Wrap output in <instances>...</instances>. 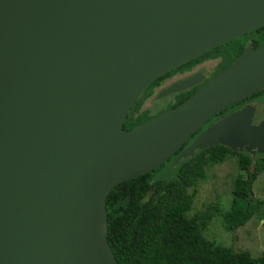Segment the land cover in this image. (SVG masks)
Returning <instances> with one entry per match:
<instances>
[{"label": "water", "instance_id": "95a60500", "mask_svg": "<svg viewBox=\"0 0 264 264\" xmlns=\"http://www.w3.org/2000/svg\"><path fill=\"white\" fill-rule=\"evenodd\" d=\"M262 25L264 0H0V264H117L105 197L118 182L188 140L182 156L214 144L264 153V119L251 123L250 105L192 138L264 88V43L122 128L153 79Z\"/></svg>", "mask_w": 264, "mask_h": 264}, {"label": "trees", "instance_id": "16d2710c", "mask_svg": "<svg viewBox=\"0 0 264 264\" xmlns=\"http://www.w3.org/2000/svg\"><path fill=\"white\" fill-rule=\"evenodd\" d=\"M247 43L252 48L264 43V25L203 52L177 69H189L203 59L218 58L219 63L213 71L215 73L228 65ZM171 72L172 70L165 72L145 86L128 109L122 122L123 129L128 130L161 111L150 114L149 110L140 109V105L143 99L152 94L160 80ZM196 88L177 93L169 107L187 98ZM262 93L264 88L250 95ZM242 99L219 113L237 106ZM216 115L201 125L192 134V138ZM188 143L189 141L183 143L155 168L118 182L107 193L106 239L116 263L264 264V254L251 256L247 251H235L230 247L214 245L199 232L197 219L185 214L192 203V194L188 189L198 179L205 177V167L220 163L229 155H236L237 166L245 172V177L236 176L230 207L224 213L223 219L228 230L243 225L259 208V199L251 194V182L259 172L264 171V162L253 158L249 152L232 151L222 144H214L197 149L191 156L176 162L171 175L158 177L160 169L172 164ZM149 190L152 192L147 197ZM200 223L204 224L203 219Z\"/></svg>", "mask_w": 264, "mask_h": 264}, {"label": "rangeland", "instance_id": "374dc122", "mask_svg": "<svg viewBox=\"0 0 264 264\" xmlns=\"http://www.w3.org/2000/svg\"><path fill=\"white\" fill-rule=\"evenodd\" d=\"M217 61V58L203 59L193 66V70L202 71L208 78ZM175 77L164 80L155 87L152 94L143 99L140 109H147L150 114L166 109L173 96L165 93L157 95V90ZM218 118H213L210 123ZM196 150L197 148L193 153ZM254 153L257 154L256 156L260 155V152L255 151ZM250 154L253 153L250 152ZM189 156H182L179 152L172 164L160 169L157 176L171 175L174 170L173 165ZM256 156L252 157L258 158ZM237 175L245 177V172L237 166L236 155H229L220 163L207 165L205 177L198 179L193 187L188 189V192L192 194V203L185 214L187 217L197 219L199 232L214 245L230 247L235 251L243 250L251 256H258L264 254V171L259 172L251 182V194L259 199V208L243 225L228 230L223 215L230 207L233 183ZM201 219L204 224L200 223Z\"/></svg>", "mask_w": 264, "mask_h": 264}, {"label": "flooded vegetation", "instance_id": "af4514ba", "mask_svg": "<svg viewBox=\"0 0 264 264\" xmlns=\"http://www.w3.org/2000/svg\"><path fill=\"white\" fill-rule=\"evenodd\" d=\"M210 59H216V58H210ZM218 59V58H217ZM199 63V62H198ZM218 63H219V59H218V61H217V63H216V65L214 66V68H213V70L210 72V75H212L214 72V69L216 68V66L218 65ZM196 65V63L195 64H193L192 66H191V68H189V69H183V70H179V69H177V67L176 68H174V69H172V72L170 73V74H168L167 76H164L161 80H160V82H159V85H160V83H162L164 80H167V79H169V78H171V77H175L174 79H172L170 82H168L167 84H164V86L163 87H161V88H159V90H157V94L162 90V89H164V88H166L167 86H169L170 84H172V83H174V82H177V81H180V80H184V79H186L187 77H190V76H193V75H195V74H200V76H202V77H200V76H196V78H198V79H200V82L199 83H197V84H195V85H192V86H190V87H188V88H186V89H184V90H182V91H185V90H188V89H190V88H192V87H198L202 82H204L205 81V79H206V75L205 74H203V72L202 71H195V70H193V66H195ZM168 72V71H167ZM158 85V86H159ZM179 92H181V91H178V92H174V93H169V94H171L172 96H173V99L167 104V108H170V107H172V106H170L169 107V105L170 104H172L173 102H174V100H175V95L177 94V93H179ZM244 105H250V106H252V118H251V123H254V124H256V123H258V122H260L261 120H263L264 119V93H262V94H259V95H255V96H253V95H248V96H245V97H243V99H242V102L240 103V104H238L237 106H234V107H232V108H228L226 111H223V112H221V113H218L217 115H216V117L215 118H217V117H220V116H224V115H226L227 113H229V112H232V111H234V110H237V109H239V108H241L242 106H244ZM214 118V119H215ZM210 122H211V120H210ZM209 122V123H210ZM209 123L208 124H206V126L207 125H209ZM206 126H204L201 130H203ZM200 130V131H201ZM199 131V132H200ZM198 132V133H199ZM189 142H190V140H188ZM189 144V143H188ZM187 144V145H188ZM186 145V146H187ZM250 153V152H249ZM260 155H258V156H256L257 154L256 153H253V154H251L252 156H256V157H258L260 160H262L263 162H264V154H261V153H259ZM191 156V155H190ZM151 192H152V190H149V193L147 194V197H149L150 195H151Z\"/></svg>", "mask_w": 264, "mask_h": 264}]
</instances>
